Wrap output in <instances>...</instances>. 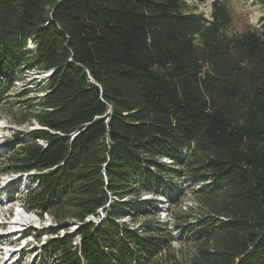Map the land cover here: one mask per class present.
<instances>
[{"label": "trees", "instance_id": "16d2710c", "mask_svg": "<svg viewBox=\"0 0 264 264\" xmlns=\"http://www.w3.org/2000/svg\"><path fill=\"white\" fill-rule=\"evenodd\" d=\"M233 21L220 0L210 21L184 0H0V93L51 71L23 119L40 127L5 143L3 172L29 177L26 209L77 224L33 245L38 264H264V24L230 33ZM175 174L206 209L174 223L189 258L168 226L122 221L158 211L142 194Z\"/></svg>", "mask_w": 264, "mask_h": 264}, {"label": "rangeland", "instance_id": "374dc122", "mask_svg": "<svg viewBox=\"0 0 264 264\" xmlns=\"http://www.w3.org/2000/svg\"><path fill=\"white\" fill-rule=\"evenodd\" d=\"M215 0H184V9L188 12H195L203 14L208 21L211 20L212 4ZM234 18L233 24L229 29L230 33H239L248 28H262L264 24V0H220ZM29 46V44H28ZM51 74V71L40 73L39 71L25 70L18 76L14 83V87L11 89H5L3 93H0V160L8 156L9 150L5 148V143L14 140V145L18 146L22 142H28L32 138L27 134L32 129L40 127L36 120L32 119L30 123L23 120L28 110L37 109L36 104L32 107L27 104V99L31 98L33 103L39 101L45 94L44 87L47 81V75ZM24 88L29 89L26 96H22L21 92ZM32 108V109H31ZM19 131H25V135L16 137V133ZM168 166H172V161L168 158L162 159ZM3 164L0 163V222L3 221L2 216H7L6 226L0 230V234L8 233L12 230V223L17 220L18 212H27L28 220H24L20 225V228L25 230L36 229L33 236L35 242L32 245L48 241L51 235H59L62 237L65 234H74L76 228L75 222H70L68 226L64 227L55 224L50 215L44 214L39 216L37 213L28 210L23 205V198L26 194L27 187L29 186V177L27 174L20 175L19 173L3 172ZM23 182L21 187H18L20 182ZM168 184L174 186L170 191H164L161 193L144 192L140 200L147 203H154L158 211H153L149 217H144L140 210L135 211L131 217L127 216L124 220L130 226L138 227L142 225H152L153 223L164 224L173 231L175 235V241L173 247L177 250L178 257L185 256L189 258L195 250V244L189 242L181 237V235L174 228L175 221L181 219V213L185 212L186 216H192L196 218L203 211H206L198 201V193L196 192L199 187L194 186L191 182H188L182 175L175 174ZM176 187V188H175ZM6 189L11 190L13 196H6ZM18 190L19 192H15ZM5 192V193H4ZM9 194V193H8ZM180 196L179 202L172 203L169 197ZM10 202H6L8 198ZM105 212V211H103ZM9 213V217H8ZM34 214V215H33ZM5 224V223H4ZM36 226V227H35ZM54 226V228H53ZM19 228V229H20ZM17 231V230H15ZM40 237V239L37 238ZM17 235H9V237L1 236L0 243V264H3L9 256L10 248L16 249L20 247L21 242L16 239ZM77 239V237L75 238ZM74 239V241H75ZM28 246L25 249H21V252L14 255L13 260L6 261L5 264H21L24 259L25 263L29 264L30 258L34 252L30 255H26L29 252ZM10 246V247H9ZM19 258V260H18ZM45 264H60L58 255L56 257H47ZM24 262V261H23Z\"/></svg>", "mask_w": 264, "mask_h": 264}, {"label": "built area", "instance_id": "2783aa9c", "mask_svg": "<svg viewBox=\"0 0 264 264\" xmlns=\"http://www.w3.org/2000/svg\"><path fill=\"white\" fill-rule=\"evenodd\" d=\"M29 47H31V48H34V47H35V45L33 44L32 41H30V43H29ZM47 77H49V74L47 75ZM98 212H99L98 215H89V216L86 218V221H87V222L92 221V222H94L95 224H98L103 218H105V212H103V209H102V208H101ZM46 215H48V214H46ZM124 219H125V218H124ZM124 219H122V221H126V220H124ZM126 222H127V221H126ZM76 227H77V225H76ZM45 243H46V241H45V242H42V243H41V246H42L43 244H45ZM38 244H39V243H37V246H39ZM73 244H74V245H78V244H80V238L77 237V239H75V241L73 242ZM35 246H36V245H35ZM33 252H34V253L32 254V256H31V258H30V262H32V260L36 258V264H38L39 261L42 260L41 253H40V252L38 253L36 249H35ZM30 262H29V263H30ZM5 263H6V261L3 262V264H5Z\"/></svg>", "mask_w": 264, "mask_h": 264}, {"label": "bare ground", "instance_id": "6f19581e", "mask_svg": "<svg viewBox=\"0 0 264 264\" xmlns=\"http://www.w3.org/2000/svg\"><path fill=\"white\" fill-rule=\"evenodd\" d=\"M26 213L27 212H25V211L17 213V220H16V222L12 223V230H10L8 233H6L7 235H5V237L6 236L9 237V235H12V234H17V232L15 233V230L19 231L22 228V227L20 228V226L22 225L21 223L24 222V220H28V218H29Z\"/></svg>", "mask_w": 264, "mask_h": 264}]
</instances>
